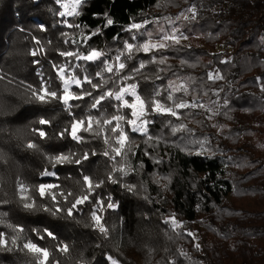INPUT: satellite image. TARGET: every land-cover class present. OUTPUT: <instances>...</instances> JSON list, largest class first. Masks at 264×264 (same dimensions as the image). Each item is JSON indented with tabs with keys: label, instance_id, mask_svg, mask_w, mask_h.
I'll use <instances>...</instances> for the list:
<instances>
[{
	"label": "trees",
	"instance_id": "16d2710c",
	"mask_svg": "<svg viewBox=\"0 0 264 264\" xmlns=\"http://www.w3.org/2000/svg\"><path fill=\"white\" fill-rule=\"evenodd\" d=\"M190 6L196 7V18L185 20L182 13ZM62 10L56 0H0V103L6 109L0 114V201H6L0 203V212L7 213V223L24 227L18 243L27 238L48 247L49 264H112L110 257L117 264H264V0H87L76 18V23L83 24L72 29L63 26L58 15ZM107 19L113 25H106ZM132 23L142 24L140 31L145 35L136 33L132 40L133 33L128 31ZM173 28L187 35V41L149 54L134 49L122 74L145 62L136 76L138 91L145 98L169 82L187 83L189 95L184 98L191 101L195 97L216 109L211 120L203 109L182 110L180 121L150 117L155 123L149 126V133L159 139L145 142L143 136L131 134L135 144L129 145L128 164L133 171L126 176L114 172L116 162L102 155L106 146L101 139L77 144L67 134L64 139L54 136L70 127L74 117L88 113L92 99L73 102L80 106L72 108L71 114L58 101L39 105L31 99L25 86H38V73L51 89L61 90L51 67L64 62L59 51L104 48L116 56L125 41L134 45L146 40L168 43L160 37ZM97 29V34L84 40ZM36 39L44 52L33 57L30 53L38 47ZM74 39L81 41L78 49L71 43ZM162 57L164 63H158ZM76 63L83 65L75 71L78 76L94 77L101 71L100 60ZM209 72H219L223 79L210 81ZM109 76L105 74L106 84L93 79L100 83L99 91L87 83L83 87L98 96L114 87ZM72 90L80 91L75 85ZM113 103L111 98L105 99L92 114H114ZM40 117L52 121L46 128L47 141L31 133L32 128L41 127ZM169 119L173 124L183 122L196 137H207L208 151L195 155L198 145L192 151L183 150L185 133H172L166 123ZM27 141L38 143L40 150L26 149ZM69 151L77 156L88 151L89 159L80 166L65 164L55 169L46 161L45 154ZM45 169L57 171L58 180L42 177ZM110 172L120 177L119 183H111ZM83 174L103 182L90 201L103 199L106 204L112 196L111 202L117 205L98 213L108 228L107 236L91 226L94 203L78 206L71 217L63 213L53 217L42 210H27L20 201V181L32 186L35 198V185L47 179L61 185L65 198L60 206L67 209L83 194L79 183ZM127 185L134 191H128ZM234 193L235 203L227 201ZM42 203L47 204L36 200L38 207ZM172 216L182 222V228L173 231L165 224ZM197 223L202 227L199 243L180 235L197 231ZM44 227L57 241H41L32 232ZM0 232H10L4 221H0ZM58 241L69 245L67 254L57 252ZM0 264L38 262L25 251L4 250L0 251Z\"/></svg>",
	"mask_w": 264,
	"mask_h": 264
},
{
	"label": "snow or ice",
	"instance_id": "6c2138e0",
	"mask_svg": "<svg viewBox=\"0 0 264 264\" xmlns=\"http://www.w3.org/2000/svg\"><path fill=\"white\" fill-rule=\"evenodd\" d=\"M87 0H56L62 11L58 12L59 17L63 18V26L72 29L80 28L83 24L76 23V18L79 17L80 12L78 9L81 8L82 4L86 3ZM185 20H194L197 15V9L195 6H190L188 9L182 13ZM69 18H72L71 20ZM106 25H113L112 19L106 20ZM142 24L132 23L128 31L133 33L132 40H136V33L141 36L145 35V32H141ZM99 32L89 33L84 37V40L91 39L92 35ZM63 36L68 37V32H63ZM151 35V33H147ZM189 37L183 32H180L178 28L170 29L169 31L163 32L160 39L161 41H166L168 43H152L151 40H146L139 44H133L128 41L124 42L123 51L118 52L114 60L109 57L108 59H103L105 53L101 50L94 48H89L87 52H80L76 49L68 51H59L58 55L65 58L64 62L56 64L53 63L51 67L56 72V79L61 82V90H53L50 87L48 80H45L42 73H38L40 76V81L38 86H33L32 84H27L26 91L30 92L31 99L39 105H47L52 101H58L63 105L64 110L71 114V109L74 107H79V104H75V101H81L85 97H92L88 104L89 112L80 118H73L70 127H65L54 136L57 139H64L66 134L70 139L77 144L90 142L91 139H101L103 144L106 146L103 150L102 155L107 157L110 161H115L113 166L114 172L120 173L121 176H126L133 171V168L128 164L129 153L132 152V148L129 145L135 144V137L131 134H137L145 138V142L158 140V137H153L149 133V126L155 123L154 119L150 117L154 116H168L175 118V120L180 121L182 116V110L187 109H203L208 112L209 115L206 117L211 120L216 114V109L202 103L199 99L193 98L191 101L185 99L189 95V87L187 83H181L179 85L174 82H169L166 88H156L150 97H143L138 91V82L136 81L137 74L141 73V70L145 67V62L141 61L138 66L134 67L128 74H122L127 67V61L131 60L135 52L143 51L145 54H149L152 50L166 49L173 45H178L182 40H187ZM65 43H69L66 39ZM71 43L77 45V49L81 41L72 40ZM35 44L38 46L31 51L30 55L36 57L39 54H43L44 49L39 39L35 40ZM135 49V52L133 51ZM68 58H74V60H69ZM154 60V57L152 58ZM97 60L101 61L99 67L101 71L96 72L95 76L82 75L78 76L75 74L77 68H83V65L76 63V61L84 62H95ZM158 63H164V58L162 57ZM224 63H229V61H222ZM39 64V60L35 61ZM115 69V70H114ZM105 74H111L108 78L113 81L114 87L111 89H106L101 92L98 96H93L91 90H85L84 84L87 83L91 86V89L99 91L100 83H93L94 78H99L105 84ZM2 78V77H0ZM207 79L210 81H215L218 79H223L219 72H209L207 74ZM133 81L128 83V81ZM73 85L80 89L79 92H74L72 90ZM219 90H217L218 94ZM177 93L181 95L178 96ZM127 97H131L128 99ZM162 97V98H161ZM111 98L115 103L112 107L115 109L114 114H105L101 111L100 115L92 114L93 109L99 110L102 102L105 99ZM215 103V102H214ZM124 109L128 110V113H124ZM6 109L2 103H0V114H4ZM38 124L40 128H32L31 133L36 135L39 140L47 141L49 139V133L46 130L47 127L51 126L52 121L40 117L38 119ZM172 133L183 132L185 133L181 139L185 142L186 148L183 150L192 151L194 146L198 145L199 150L195 152V155L200 156L203 152L208 151L206 144L208 143V138L196 137L192 129L187 128L186 124L183 122L173 124V121L169 119L166 122ZM110 126V127H109ZM83 134H88L83 135ZM23 136V133H21ZM28 150L39 151V145L36 142L27 141L23 145ZM93 155L95 152L93 151ZM46 161L52 165L53 169L56 166H63L65 164L80 166L84 161L89 159L88 151H84L82 155L77 156L76 152H60L57 154H45ZM119 158V159H118ZM121 161L124 163L122 164ZM160 161L157 160V163ZM118 165V166H117ZM237 166H240L239 164ZM138 174V170H137ZM41 176L44 178H55L58 180V173L55 170L45 169ZM108 179L111 183L116 184L120 182V177H114L110 172ZM83 188V194L76 197L72 202L71 206L67 209L62 208L60 205L64 202L65 193L61 190V185L58 182H49L47 179L35 185V198L31 195V187L25 185L23 181L19 182V195L20 201L23 207L27 210L40 211L47 213L53 217L60 216L61 213L66 214L71 217L73 211L78 208V206L84 205L86 202L90 204H95V209L90 214L91 226L98 229L101 234L107 236L108 229L102 223V216L98 213L103 212L105 209H115L116 205L111 202V197H109V202L105 204L103 199L90 201V196L95 194V189L100 188L102 181H95L93 178L87 174H83L81 180L79 181ZM128 191H134L133 187L127 185ZM71 195V193H68ZM58 196L61 199H58ZM36 200L41 202L46 201L47 204H41L40 207L37 206ZM0 203H6V201H0ZM7 213L0 212V221H4L5 227L10 229V232L4 233L0 232V251H25L26 254H32L33 258L38 262V264H49L50 252L48 247L38 246L31 239L25 238L24 242L18 243L21 234L25 232L23 226H16L7 223L4 220ZM173 231L183 227L182 222L178 221L175 216L170 217L164 221ZM32 232L36 234L39 240L43 241L46 238L52 241H57V236L47 227L44 228H33ZM180 235H186L192 237L193 240L196 236L191 231H186ZM197 250H199L200 245L197 243L195 245ZM56 249L58 253L67 254L69 252V245L63 241H58L56 244ZM112 264H117L115 260L109 258Z\"/></svg>",
	"mask_w": 264,
	"mask_h": 264
},
{
	"label": "rangeland",
	"instance_id": "374dc122",
	"mask_svg": "<svg viewBox=\"0 0 264 264\" xmlns=\"http://www.w3.org/2000/svg\"><path fill=\"white\" fill-rule=\"evenodd\" d=\"M184 41H187V40H184ZM234 195H235V193L232 194V195H230V196H228L227 201H229V202H231V203H235V197H234ZM111 198H112V196H111ZM104 226H105V225H104ZM196 226H197V231H193V233L195 234V236H196V240H197L198 243H199V239H200V233H199V231H200V232L202 231V227L200 226L199 223H197Z\"/></svg>",
	"mask_w": 264,
	"mask_h": 264
},
{
	"label": "built area",
	"instance_id": "2783aa9c",
	"mask_svg": "<svg viewBox=\"0 0 264 264\" xmlns=\"http://www.w3.org/2000/svg\"><path fill=\"white\" fill-rule=\"evenodd\" d=\"M101 29V31H102V27L100 28ZM101 51L102 52H104L105 53V56L103 57V59H108L109 57H111L113 60H114V58H115V56L114 55H111V54H109V53H107L105 50H104V48H102L101 49ZM97 61H99V60H97ZM96 62V61H95ZM115 70V69H114ZM111 75V74H110ZM116 205V204H115ZM117 206V205H116ZM106 227V226H105ZM107 228V227H106ZM108 229V228H107Z\"/></svg>",
	"mask_w": 264,
	"mask_h": 264
}]
</instances>
